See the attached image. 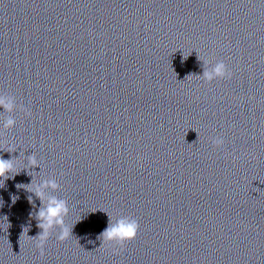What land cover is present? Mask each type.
Returning a JSON list of instances; mask_svg holds the SVG:
<instances>
[{
  "label": "clouds",
  "instance_id": "obj_1",
  "mask_svg": "<svg viewBox=\"0 0 264 264\" xmlns=\"http://www.w3.org/2000/svg\"><path fill=\"white\" fill-rule=\"evenodd\" d=\"M188 57V56H187ZM187 57H184L187 59ZM199 59H201L198 56ZM205 68L203 70L200 78L205 83H212L214 80H230L233 77L232 70L226 65L223 60L218 61L211 67L207 65L210 63L207 60H202ZM191 76V75H189ZM188 76V77H189ZM17 108L16 97L10 94L0 93V109H3L4 112L12 113ZM20 110L24 113L25 116H31L32 113L29 109L20 106ZM16 120L12 116H8L3 120V129H11L15 126ZM0 137H3V131H0ZM225 140L222 136H217L213 138L212 144L214 147L220 148L224 145ZM8 152H14L11 148L7 150ZM28 167L30 170L35 168H40V161L36 158L35 154L27 156ZM19 174L15 169L14 158L4 159L0 156V181L4 183L10 175ZM31 176V175H30ZM32 177V176H31ZM24 185H17V188H20ZM28 186V191L34 193L40 201V208L35 213V219L37 220V227L41 230L37 236L28 237L33 240H37L38 243L36 247L39 250L41 257L45 254V244L50 237V234L56 229L59 228V234L57 235V240L59 242H64L69 240L72 237L73 227H69L65 223V217L69 214V206L65 199L58 198L55 195H46L47 190L51 192H56L60 189V184L55 178L44 179L43 181L36 183L32 177V181ZM257 191H260L257 189ZM18 197H13V204L16 202ZM29 202L32 203V197H28ZM0 206H3V201L0 200ZM108 226L105 230L99 235L98 239L102 240L101 247L105 243L112 248L113 252L119 254L120 251H123L125 245L133 241L139 233V222L132 218L131 216H122L119 218H113L110 215ZM89 243H94L89 241Z\"/></svg>",
  "mask_w": 264,
  "mask_h": 264
}]
</instances>
